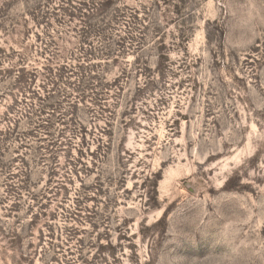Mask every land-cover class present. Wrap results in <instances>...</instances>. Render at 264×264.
Segmentation results:
<instances>
[{
  "label": "rangeland",
  "instance_id": "374dc122",
  "mask_svg": "<svg viewBox=\"0 0 264 264\" xmlns=\"http://www.w3.org/2000/svg\"><path fill=\"white\" fill-rule=\"evenodd\" d=\"M249 2L0 0V264L261 251L264 22L245 46L232 15Z\"/></svg>",
  "mask_w": 264,
  "mask_h": 264
},
{
  "label": "clouds",
  "instance_id": "9594fccd",
  "mask_svg": "<svg viewBox=\"0 0 264 264\" xmlns=\"http://www.w3.org/2000/svg\"><path fill=\"white\" fill-rule=\"evenodd\" d=\"M261 5H264V0H250L248 5L232 13L235 18L234 26L241 39H243L245 46L250 45L256 38L255 22L258 19L264 22V7H261ZM249 11L252 12L251 15H249ZM238 46L233 44V47ZM227 243L234 246L236 255L228 258L225 264H257L258 260H264V246H262L261 251H240V247L234 239H229ZM208 264H212V260Z\"/></svg>",
  "mask_w": 264,
  "mask_h": 264
}]
</instances>
